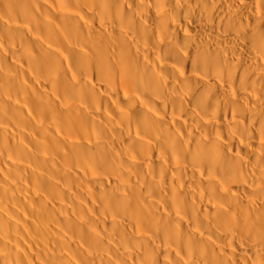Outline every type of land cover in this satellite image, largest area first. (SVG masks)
<instances>
[{
  "label": "bare ground",
  "instance_id": "6f19581e",
  "mask_svg": "<svg viewBox=\"0 0 264 264\" xmlns=\"http://www.w3.org/2000/svg\"><path fill=\"white\" fill-rule=\"evenodd\" d=\"M0 264H264V0H0Z\"/></svg>",
  "mask_w": 264,
  "mask_h": 264
}]
</instances>
